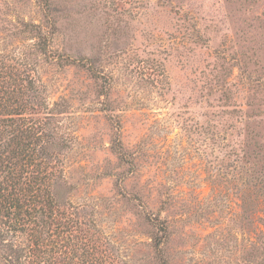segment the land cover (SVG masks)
I'll use <instances>...</instances> for the list:
<instances>
[{
  "label": "rangeland",
  "instance_id": "1",
  "mask_svg": "<svg viewBox=\"0 0 264 264\" xmlns=\"http://www.w3.org/2000/svg\"><path fill=\"white\" fill-rule=\"evenodd\" d=\"M1 67L49 136L65 264H163V227L169 264H264V0H0Z\"/></svg>",
  "mask_w": 264,
  "mask_h": 264
},
{
  "label": "trees",
  "instance_id": "2",
  "mask_svg": "<svg viewBox=\"0 0 264 264\" xmlns=\"http://www.w3.org/2000/svg\"><path fill=\"white\" fill-rule=\"evenodd\" d=\"M3 69L0 68V241L5 253L0 254V264H65V254L75 253L79 247L71 246L69 239L74 238L75 229L69 232L70 217L60 211L53 191L56 177L45 140L49 136L39 121L25 116L28 106L22 100L23 90L7 87ZM27 81L32 84L31 79ZM160 229L163 236L154 238V248L160 261L169 264L162 248L168 231ZM25 240L31 246H24Z\"/></svg>",
  "mask_w": 264,
  "mask_h": 264
}]
</instances>
